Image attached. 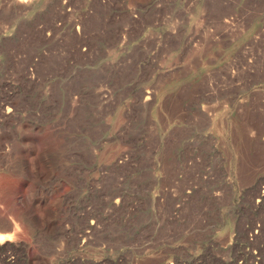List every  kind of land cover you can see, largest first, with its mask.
<instances>
[{"label":"rangeland","instance_id":"374dc122","mask_svg":"<svg viewBox=\"0 0 264 264\" xmlns=\"http://www.w3.org/2000/svg\"><path fill=\"white\" fill-rule=\"evenodd\" d=\"M3 230L0 264H264V0H0Z\"/></svg>","mask_w":264,"mask_h":264},{"label":"bare ground","instance_id":"6f19581e","mask_svg":"<svg viewBox=\"0 0 264 264\" xmlns=\"http://www.w3.org/2000/svg\"><path fill=\"white\" fill-rule=\"evenodd\" d=\"M22 1V0H21ZM259 194V193H258ZM4 232H0V244H6L7 241L11 240L12 234L7 231L3 230ZM157 263V262H156Z\"/></svg>","mask_w":264,"mask_h":264},{"label":"crops","instance_id":"0c3cea01","mask_svg":"<svg viewBox=\"0 0 264 264\" xmlns=\"http://www.w3.org/2000/svg\"><path fill=\"white\" fill-rule=\"evenodd\" d=\"M72 183H73V185L78 189V187L81 188V186L83 185L84 182H83V179L81 178V179H76V180H74ZM76 188H74V190L77 191Z\"/></svg>","mask_w":264,"mask_h":264},{"label":"built area","instance_id":"2783aa9c","mask_svg":"<svg viewBox=\"0 0 264 264\" xmlns=\"http://www.w3.org/2000/svg\"><path fill=\"white\" fill-rule=\"evenodd\" d=\"M168 264H173V263L171 261H169Z\"/></svg>","mask_w":264,"mask_h":264}]
</instances>
